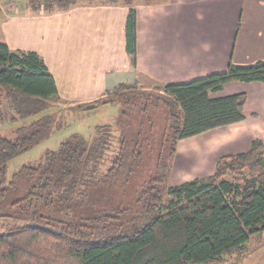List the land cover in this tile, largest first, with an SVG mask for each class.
<instances>
[{
    "label": "trees",
    "instance_id": "16d2710c",
    "mask_svg": "<svg viewBox=\"0 0 264 264\" xmlns=\"http://www.w3.org/2000/svg\"><path fill=\"white\" fill-rule=\"evenodd\" d=\"M77 1L37 0L46 11ZM99 1L129 6L124 31L134 62L135 0ZM231 80L264 81V60L229 62L222 71L163 83L158 92L119 83L92 100L119 102L110 122L97 124L90 137L70 134L8 180L7 161L58 125L42 113L59 95L36 51L0 42V110L8 102L23 119L42 114L15 138L0 133V208L27 220L0 231V264H215L246 251L249 237L264 230L260 138L246 151L220 156L207 178L166 183L179 139L245 118V92L210 95ZM154 151L155 164L131 190V201L114 202L108 187L125 186Z\"/></svg>",
    "mask_w": 264,
    "mask_h": 264
},
{
    "label": "crops",
    "instance_id": "0c3cea01",
    "mask_svg": "<svg viewBox=\"0 0 264 264\" xmlns=\"http://www.w3.org/2000/svg\"><path fill=\"white\" fill-rule=\"evenodd\" d=\"M41 2L0 0V42L36 51L62 99L94 100L119 83L152 89L222 71L229 62L264 60V0H136L134 62L124 31L129 6L78 0L66 10L46 11ZM221 89L217 96L245 92V118L211 132L220 145L208 147H249L264 130L263 118L249 119L262 108L255 96L264 94V81L231 80ZM256 255L249 263L222 264H264V253Z\"/></svg>",
    "mask_w": 264,
    "mask_h": 264
},
{
    "label": "rangeland",
    "instance_id": "374dc122",
    "mask_svg": "<svg viewBox=\"0 0 264 264\" xmlns=\"http://www.w3.org/2000/svg\"><path fill=\"white\" fill-rule=\"evenodd\" d=\"M92 1L100 2L99 0ZM141 1L145 2V0ZM65 31L66 30H63L62 34ZM98 82L101 84V77H99ZM161 89L162 85L155 83L152 89L149 90H155L156 92H158ZM221 91L222 89L212 91L210 95L212 97L217 96V93ZM1 97L2 96L0 95V99ZM255 97L258 100L255 103V106L262 108L261 110H257V112H255L253 115L249 116V119H251L252 117H254L255 119L256 117H261L264 119V94H256ZM79 104L81 105L79 106ZM118 110L119 102L117 100L111 101L104 99L96 104H93L92 99L69 100L59 97L54 106L47 107L42 113H45L44 115H46L47 113L53 115L54 119L52 123L54 124L56 121V124L58 125L48 136L40 139L37 143L31 145L27 150L17 154L7 161L6 176L8 180L12 178L13 174L23 164L34 163L42 156L44 151H46L47 149H56L59 145V142L70 134L80 133L86 137H90L93 134L94 127L97 124L110 122L112 118H114V115H116ZM247 110L249 111V109ZM0 111V133L10 138H15L16 136H19L21 134L19 127L22 125H28L27 128L30 129L31 126L29 123L42 115L40 114L39 116L27 117L23 119L21 115L16 112V109L8 102H5V104H3V107ZM12 115H14L15 117L14 120L11 119ZM130 121H132V119ZM224 126H227V124L220 125L215 127L214 129H209L182 139L183 142L178 146V151H176L175 149V152L170 159V166L166 182L167 185L178 184L183 179L190 180L193 178H207L214 172L213 170H211V166L215 169L216 161L223 153H237L246 151L250 148L251 144L249 147L246 146L245 148H240L241 146L234 147L228 144L223 145L222 148H218L214 152H211V150L213 149H210L208 145L215 146V149L220 145V143H218V135H209L215 130L224 128ZM259 129L260 130L257 133L259 137L255 138L264 140V130H262L261 127ZM211 138L213 141L211 140ZM153 147L155 148V144ZM155 150H157V148H155ZM155 156L156 151L153 152V156L151 158L148 155L144 159L145 163H142L138 172L130 177V181L127 183L128 185L126 184L125 186H120L119 184H117L115 186H111V188L108 187L107 195H111L114 199V202H120L121 204L130 202L132 199L131 190L135 189L143 179V177H146V175L151 172L155 164ZM141 169L143 170L141 171ZM227 177L230 178L231 175ZM166 198H168L167 195H164V199ZM8 200L9 199H6L4 204L7 205ZM0 213L10 214L9 216L0 217V231L6 227L22 224L27 221L26 219L17 216V214L14 213V210H12L11 208H7V206L0 208ZM246 245V251L242 253L228 254L220 263L222 264L225 261H230L233 263H249L251 261H254L253 259L256 258V254L260 255V253H264V230L251 235L247 240Z\"/></svg>",
    "mask_w": 264,
    "mask_h": 264
},
{
    "label": "water",
    "instance_id": "95a60500",
    "mask_svg": "<svg viewBox=\"0 0 264 264\" xmlns=\"http://www.w3.org/2000/svg\"><path fill=\"white\" fill-rule=\"evenodd\" d=\"M34 224H37V225H39V226H41V227H47V226H45V225H43V224H38V223H34Z\"/></svg>",
    "mask_w": 264,
    "mask_h": 264
}]
</instances>
